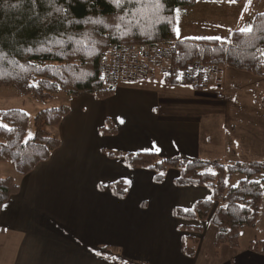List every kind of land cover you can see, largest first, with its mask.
Here are the masks:
<instances>
[{"label": "crops", "instance_id": "crops-1", "mask_svg": "<svg viewBox=\"0 0 264 264\" xmlns=\"http://www.w3.org/2000/svg\"><path fill=\"white\" fill-rule=\"evenodd\" d=\"M243 4L196 0L181 8V15L217 24L193 31V37L228 41L234 30L252 24L254 15L262 12L256 8H264L261 1L244 14ZM198 6L207 12L197 14ZM263 98L264 77L228 66H217L204 87L155 76L118 82L105 99L88 93L69 97V112L58 126L49 128L60 145L30 173L18 175L14 170L18 191L0 209V261L124 264L99 253L101 246H109L127 260L146 264H210L201 256L205 233L193 256L183 253L184 232L174 215L177 207L191 208L198 199L209 198V188L178 186L177 168H169L157 182L154 171L131 167L119 154L264 161ZM107 120L115 124L114 134L101 131ZM117 180L125 182L122 197L110 186ZM222 247L218 264H264V253L248 246Z\"/></svg>", "mask_w": 264, "mask_h": 264}, {"label": "trees", "instance_id": "trees-1", "mask_svg": "<svg viewBox=\"0 0 264 264\" xmlns=\"http://www.w3.org/2000/svg\"><path fill=\"white\" fill-rule=\"evenodd\" d=\"M195 2L0 0V87H10L19 95H31L42 102L57 93L68 97L88 93L105 99L113 87L103 85L97 77L100 54L112 44L147 45L160 41L170 50L172 67L199 59L207 65L228 66L264 77V12L254 15L251 32L234 30L228 41L178 39L176 10ZM261 103L264 107V98ZM68 112L67 104L39 110L29 139L28 113L18 108L0 109V125H7L0 126V161L8 162L18 175L30 173L60 145L58 137L48 129L58 126ZM101 131L114 134L116 126L107 120ZM119 155L131 167L154 171L157 182L162 181L169 168H177L175 184L206 186L211 191L209 198L198 199L191 208L174 210L184 232L185 255L195 254L209 226L213 227L215 249L222 245L239 248L242 229L256 227L264 198V185L256 176L264 173V161L225 163L186 156L160 157L155 152ZM235 172L244 177L227 186L225 176ZM110 186L118 196L124 195L123 180ZM18 188L13 176L0 178V209ZM111 249L104 246L98 251L124 264H146L127 260L117 249ZM248 249L264 253V238L249 241Z\"/></svg>", "mask_w": 264, "mask_h": 264}, {"label": "built area", "instance_id": "built-area-1", "mask_svg": "<svg viewBox=\"0 0 264 264\" xmlns=\"http://www.w3.org/2000/svg\"><path fill=\"white\" fill-rule=\"evenodd\" d=\"M170 61V50L162 42L147 45L112 44L99 56L97 77L103 85L113 88L118 82L148 80L155 76L204 87L217 72L216 66L204 64L199 59L181 67H172Z\"/></svg>", "mask_w": 264, "mask_h": 264}, {"label": "rangeland", "instance_id": "rangeland-1", "mask_svg": "<svg viewBox=\"0 0 264 264\" xmlns=\"http://www.w3.org/2000/svg\"><path fill=\"white\" fill-rule=\"evenodd\" d=\"M242 1L244 2V4H243L244 14H245L246 10L253 11L258 2L262 1L264 3V0H242ZM193 5H189V6L191 7ZM199 6L197 8H195L197 14L202 15L205 12H207L206 9L203 12L202 8ZM184 7H187V6H181L176 10L177 23H176V28H175V34L177 35L178 39H182V37L185 38V35H188V36L194 35L193 31H198V30L204 31L205 28H207V27L208 28H216L217 24H211V23H210L211 25L210 24H204V23L201 24V23L195 22L191 19L186 20V19L182 18L181 8H184ZM204 8H206V6ZM256 9H260V10H256V11L264 12V8H256ZM209 11H211V10H209ZM192 12H195V11H192ZM235 13H237V11ZM145 15H148V14H145ZM188 15H190V13H188L187 16ZM211 15H215V13H211ZM233 16H235V15H233ZM146 19H149V18H146ZM179 20H180V23H179ZM178 25H179V27L177 28ZM194 25H196V26H194ZM250 26H251V22H250L249 26H246V28L250 27ZM191 27H193V29H190ZM160 42H162V41H160ZM68 100H69V97L67 95H65L64 93H57V94H55V96L52 99H49L47 101L42 102V101L36 100L31 95H19L15 92L14 89H12L10 87H4V86L0 87V109L18 108V109H22V110L26 111L29 115V121H30L29 129L27 132L28 135H29V133L32 134V132H33V120H34L36 113L39 110H41L43 108H47V107H55V106L57 107V106H60L63 104H67ZM48 130L50 132H52V129H48ZM10 175L13 176L14 178H16V180L18 179V175H16V173L14 172V169H12L10 164L4 163L3 161H0V178L10 176ZM243 177H244V175L240 174L239 172H235L230 176L226 175L225 176V184L227 186L234 185ZM256 177L258 180H261L262 184L264 185V180H262V178L264 177V173L257 175ZM212 235H213V227L209 226L208 230L205 232V235H204V243L202 246L201 256H204V258L207 259L210 264H213V263L218 264L221 261V259H223L221 256L223 247L219 246L216 249L213 248L212 243H211ZM263 238H264V198H263V201L261 203L260 210H259L258 221H257L256 227L255 228H251L248 226L244 227L240 233L239 243H240L241 248L246 249V247L249 245V243H248L249 241H251V240L253 241L255 239L261 240ZM101 247H104V246H101ZM106 247H109V246H106ZM109 248L111 249V247H109ZM226 248H227V250H231V249H229V247H226ZM112 249L115 250V248H112ZM227 252H230V251H227ZM252 252H255V251H252ZM119 254H120V251H119ZM218 254L220 256H218ZM258 254H263V253H258ZM121 256H123V255L121 254ZM3 257H5V256H3ZM216 258H218V259H216ZM10 261H11V259L9 258L5 262L0 261V264H10ZM249 263L251 264L252 262H249Z\"/></svg>", "mask_w": 264, "mask_h": 264}, {"label": "snow or ice", "instance_id": "snow-or-ice-1", "mask_svg": "<svg viewBox=\"0 0 264 264\" xmlns=\"http://www.w3.org/2000/svg\"><path fill=\"white\" fill-rule=\"evenodd\" d=\"M110 2H116L119 3L120 0H110ZM240 31L242 32H251L252 29L251 27H247V28H242ZM191 39H216V40H222L223 38L221 37H193ZM2 127H7V125H0ZM31 138V133H29V139Z\"/></svg>", "mask_w": 264, "mask_h": 264}]
</instances>
